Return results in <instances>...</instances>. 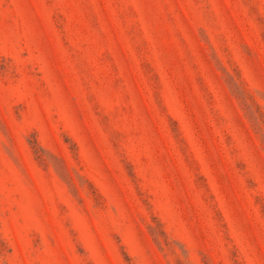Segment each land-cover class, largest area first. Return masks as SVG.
Returning a JSON list of instances; mask_svg holds the SVG:
<instances>
[{
  "label": "rangeland",
  "instance_id": "1",
  "mask_svg": "<svg viewBox=\"0 0 264 264\" xmlns=\"http://www.w3.org/2000/svg\"><path fill=\"white\" fill-rule=\"evenodd\" d=\"M0 264H264V0H0Z\"/></svg>",
  "mask_w": 264,
  "mask_h": 264
}]
</instances>
